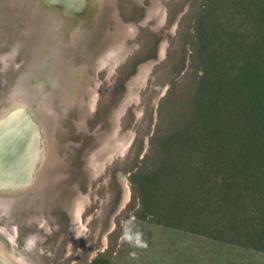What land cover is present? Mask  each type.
<instances>
[{"label": "rangeland", "instance_id": "obj_1", "mask_svg": "<svg viewBox=\"0 0 264 264\" xmlns=\"http://www.w3.org/2000/svg\"><path fill=\"white\" fill-rule=\"evenodd\" d=\"M39 1L22 0L21 5H16L12 0H0V5L6 2L10 5V8L6 4L0 8V110L7 106L18 90L21 94L20 90H25L30 84L25 91L32 96L40 93L55 114L53 118L38 112L46 120L44 130L53 141V154L43 170L47 182L34 190L28 189L27 194L20 195L22 199L18 196L17 204H13L9 213H2L0 228L5 227L9 233H14V240L11 241L0 232L3 245L12 248L16 256L29 264H91L97 255L108 249H113L109 264H264V256L260 254L234 250L230 246L198 239L150 221L134 222L129 180L133 155L140 148L141 158L148 148L147 139L155 129L156 109L168 91L169 81L172 78L182 81L191 71L187 46L185 64L178 73L172 72L183 56L177 43L179 22L177 28L175 22L180 13L185 15L190 0H158L165 15L160 26L156 24L161 10L156 9L154 0H145L146 7L141 4L143 0H100L97 3L81 0L80 6L71 12L79 24L76 35L74 38L65 36L66 41L62 42L66 57L62 58L65 61L58 67L62 68L61 72L46 69L47 76L42 77L36 68L35 77L25 79L27 77L20 74L27 71L32 54L41 53L42 28L40 32H35L39 25L43 27L44 21L37 18L36 31H26L30 21H33L30 5L38 7ZM50 3L55 7L51 13L59 18L63 4L60 1ZM149 7L154 8V14L147 18ZM12 13H16L17 18L7 16ZM144 15L147 17L142 21ZM140 22L143 25L138 26ZM127 24L133 25L135 30H129ZM19 41L25 42L16 50ZM67 41L69 43L66 44ZM120 42L132 46V49L129 47V52L120 58L112 71L106 54ZM163 43L166 51L159 63L154 65ZM146 57L149 58L136 63ZM150 60L153 64L146 79L135 87L137 95L121 118L123 129L120 125L115 127V111L126 94L125 80L129 78V81L137 74V66ZM133 70L134 74L126 77ZM64 74L70 76L69 90L73 88L77 97L70 96L68 90L61 86ZM37 76L47 82L40 92L30 83L39 82L41 86L43 82L38 81ZM52 84L54 87L49 86ZM48 94L52 98H46ZM91 100L94 101L93 107ZM31 101L38 104L34 99ZM88 105L90 107L87 108ZM38 113L35 114L39 116ZM59 124L62 131L57 133L56 141ZM115 133L129 138L132 134L130 147L126 153L115 154L112 157L114 160H105L102 171L93 174L91 156L100 157L97 152L106 147L105 142L111 140ZM89 174L93 178L92 185ZM126 185L130 188L127 196ZM84 196L88 200L79 213L84 232L71 238L70 228L78 220L75 202ZM27 239L34 241L31 247L25 243ZM236 255H239L237 260ZM100 264H104V260Z\"/></svg>", "mask_w": 264, "mask_h": 264}, {"label": "trees", "instance_id": "obj_2", "mask_svg": "<svg viewBox=\"0 0 264 264\" xmlns=\"http://www.w3.org/2000/svg\"><path fill=\"white\" fill-rule=\"evenodd\" d=\"M178 34L172 72L187 46L191 71L169 81L133 155L134 222L264 256V0H190Z\"/></svg>", "mask_w": 264, "mask_h": 264}, {"label": "bare ground", "instance_id": "obj_3", "mask_svg": "<svg viewBox=\"0 0 264 264\" xmlns=\"http://www.w3.org/2000/svg\"><path fill=\"white\" fill-rule=\"evenodd\" d=\"M55 1H60L63 4V8L59 10V18H56L55 15L51 13V10L55 7L50 2ZM99 1L100 0H94L95 3ZM12 2L16 5L22 4V0H12ZM80 2L81 0H40L38 3V7L30 5L29 12L33 18V21H30V25L26 31H36L35 20L37 18L39 20L44 21V23L42 24L43 27L39 25L38 30L35 32L38 33V31L42 28L40 30L42 35L41 41L39 43L41 53L38 52L40 53L38 54L36 52V55L35 53L34 55L32 54L33 59L31 58L32 61L29 60L30 64H27L29 65L27 71H22L23 74H20V76L23 75L27 77H23L25 79L31 78L32 76L35 77L34 71L36 70V68L38 69L36 72H38V74H41L42 77L47 76V72H45L46 69H55L56 72L59 73L62 68L58 69V67L62 64V61H65V59L62 58L66 57V48L62 46V42L66 41L65 36L67 38H74V35H76V29L78 28L79 24L76 21V16L73 15L71 12L73 11L72 9L78 8L80 6ZM154 3L156 4V9L161 10L160 18L156 24L160 26L164 22V8L158 0H154ZM39 10H41L42 12ZM148 12L149 13L147 18L152 17V15L154 14V8L149 7ZM127 26L129 30H132V32L135 30V27L133 25L127 24ZM24 42L25 41H19L17 43L18 46L16 47V50ZM67 43H69V41H67L66 44ZM121 43L122 42H120V45H117V47H114L111 52L106 54V59L109 60V67L112 71L114 69V66L120 60V58H123L132 47L129 46V48L127 44ZM63 44H65V42ZM66 47L68 48V46ZM164 50L165 43L161 45V49L159 52L160 57L163 56ZM41 54L42 56H40ZM152 64V60L140 64L138 67L137 74L132 76L131 79L127 81V92L124 98L122 99L119 108L115 111V117L113 115V117L115 118V127L119 126L118 118L119 115L123 112L126 104L131 103L132 100L136 97L137 91L135 87H138V85L146 79V75ZM69 78V75L67 76L66 74H64L61 86H63V89L68 90L70 96L73 95V97L75 98V96L77 97V95L74 94L73 88L69 90ZM37 79L40 82L43 80L40 79V76H37ZM60 80L62 81L61 78ZM30 83L32 86H34L35 90H38H36L37 92H40L43 87L42 85L46 84L47 82H43L41 86L39 85V82L35 83L34 85L32 84V82ZM27 85L28 83H26V86ZM29 86L27 88L25 87L27 91ZM49 86L51 87L53 86V84ZM57 86V88H59L60 83ZM13 90L15 89L13 88ZM25 90H20L22 96H20L21 94H19L18 90L17 94L19 95L17 96V94H14L10 102L6 104L7 106L0 110V218L1 216H3L2 213H9V211L12 209L13 204L19 200V197H21L22 199V196L20 195L27 194L28 189L33 188L34 190L35 187L37 188L43 186L47 182L46 178L43 177V170L45 164H49L48 160L53 154V141L50 135L47 133L46 129L44 130L46 120H44L42 115H40L41 113L39 114L38 112H42L44 115L47 116H53L54 118V111L50 108L49 105L46 104L47 101L44 100V97L41 96L40 93L39 95L34 94L32 96V93H27V91ZM61 90L59 92H61ZM10 92L11 91H9V93ZM61 93L60 95L64 94ZM64 95H66V93ZM48 96L49 94L46 98H48ZM32 99L36 100L38 104H33L31 101ZM49 101H51V99ZM90 102L91 107H93L94 101L91 100ZM88 107L90 106L88 105L87 108ZM35 113H38L39 116ZM130 135L132 136V134ZM131 136L130 138L128 136L123 137L122 135H118L117 133H115V136H113L111 140L106 141V147H104L101 152H97V155L100 157H95L94 155L91 156L92 173L96 174L101 172L105 166V160H111L115 154L124 153L129 146L128 144L131 141ZM125 181L126 180H124V183ZM125 193L126 196L129 194L128 185L125 186ZM86 200H88L87 196L81 199L78 198L75 202V209L77 210L78 220L74 222L72 227L70 228L71 238H73L74 235L79 232H84V226L81 224V221L79 219V213L81 208L84 206ZM12 229L15 230V228L13 227ZM0 232L7 236L11 241L14 240V233H9V231L6 230L5 227L0 228ZM27 240L28 242L26 243L29 245V241L32 240ZM0 264L29 263L23 258L16 256L12 248H6L0 241Z\"/></svg>", "mask_w": 264, "mask_h": 264}, {"label": "water", "instance_id": "obj_4", "mask_svg": "<svg viewBox=\"0 0 264 264\" xmlns=\"http://www.w3.org/2000/svg\"><path fill=\"white\" fill-rule=\"evenodd\" d=\"M141 2V1H140ZM4 4H6L7 6H9V8H10V5H8V3L6 2V3H4ZM4 4L3 5H0V8L2 7V6H4ZM141 4H142V6H144V7H146V3H145V0H143L142 2H141ZM12 8V7H11ZM18 9V8H17ZM18 12H20V10L18 11ZM182 14L183 13H180L179 14V16H178V18L176 19V28H177V25H178V22H179V20H180V18H181V16H182ZM7 16L9 17V18H12V19H15V18H17V16H16V13H12V14H7ZM118 16V15H117ZM119 17V16H118ZM145 17H147V15H144V17H143V19H142V21L145 19ZM121 19V18H120ZM122 20V19H121ZM150 20V19H149ZM148 20V21H149ZM123 21V20H122ZM138 26L139 25H143L141 22L139 23V24H137ZM126 34V31H125V33H124V35ZM129 37H132V36H128L127 38H129ZM5 39V38H4ZM165 51H166V48H165ZM131 54V53H130ZM158 54V53H157ZM129 56V55H128ZM127 56V57H128ZM127 57H126V59H127ZM125 59V60H126ZM162 59V57H159V54L157 55V61L154 63V65L156 64V63H159V60H161ZM124 62V61H123ZM119 66V65H118ZM117 66V67H118ZM117 67H116V69H117ZM136 69L138 70V66L136 67ZM113 74V73H112ZM111 74V75H112ZM110 75V76H111ZM129 79V78H128ZM127 79V80H128ZM127 80H125V82H124V93H126V91H127V89H128V85H127ZM123 93V94H124ZM134 103V102H133ZM130 104H132V102L131 103H128V104H126V106H125V108H124V110H123V112L121 113V115L119 116V125H120V129H123L122 128V125H121V118H122V116L126 113V110H127V108H128V106L130 105ZM119 105V104H118ZM118 107V106H117ZM61 125L59 124V126H58V128H57V130H56V133H55V135H56V141H57V133L59 134L60 132L59 131H62V128L60 127ZM113 128V127H112ZM134 138V137H133ZM133 141V140H132ZM132 143V142H131ZM131 145V144H130ZM130 147V146H129ZM128 147V148H129ZM128 150V149H127ZM56 151H57V148H56ZM127 152V151H126ZM125 152V153H126ZM88 158V157H87ZM87 158H86V162H87ZM112 160H114V159H112ZM111 160V161H112ZM110 161V162H111ZM61 164V163H60ZM87 166V165H86ZM60 167V166H59ZM89 177H90V174H89ZM90 184L92 185V182H93V178L91 179V177H90ZM130 189V188H129ZM79 191H81V190H79ZM35 224L36 225H39V223L38 222H35ZM38 227H40L41 229H43V230H46V229H44V227H43V225H39ZM7 239V241H9L10 243H11V241L8 239V238H6ZM16 239H17V236H16ZM16 239H15V242H16ZM15 242L13 243V244H15ZM26 243V242H25ZM24 248L26 249L27 248V246L26 245H24Z\"/></svg>", "mask_w": 264, "mask_h": 264}, {"label": "clouds", "instance_id": "obj_5", "mask_svg": "<svg viewBox=\"0 0 264 264\" xmlns=\"http://www.w3.org/2000/svg\"><path fill=\"white\" fill-rule=\"evenodd\" d=\"M137 242L139 243V238H137ZM34 244V241H29V247H31Z\"/></svg>", "mask_w": 264, "mask_h": 264}]
</instances>
